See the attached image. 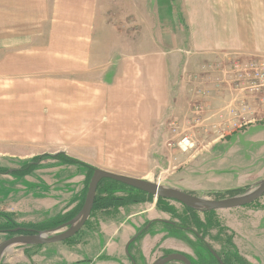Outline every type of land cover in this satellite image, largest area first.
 <instances>
[{
	"label": "crops",
	"instance_id": "crops-1",
	"mask_svg": "<svg viewBox=\"0 0 264 264\" xmlns=\"http://www.w3.org/2000/svg\"><path fill=\"white\" fill-rule=\"evenodd\" d=\"M128 1L0 0V168L62 152L124 174V144L154 141L180 63L185 80L206 79L264 53V0H169L168 45L160 7L146 14ZM40 164L36 173L48 170ZM70 167L88 172L75 164L56 175ZM40 176L39 202L52 206Z\"/></svg>",
	"mask_w": 264,
	"mask_h": 264
},
{
	"label": "rangeland",
	"instance_id": "rangeland-1",
	"mask_svg": "<svg viewBox=\"0 0 264 264\" xmlns=\"http://www.w3.org/2000/svg\"><path fill=\"white\" fill-rule=\"evenodd\" d=\"M136 1L129 0L128 8L134 9ZM139 3H144L146 14L154 6L160 7L168 45L170 1L139 0ZM146 14L145 21L151 24L152 17ZM253 59L264 61V53L228 60L224 66L206 72V79L195 76L185 80L187 76L182 73L184 67L180 63L174 86L176 99L162 112L160 126L154 129L157 134L154 141L124 144V175L211 199L243 194L263 180L264 92H250L234 67L235 62ZM197 65L198 62L188 64V68L193 70ZM185 137L189 138L187 149L180 144ZM36 157L13 161L0 168V172L22 169L37 161ZM43 159L48 170L41 173L31 169L14 172L7 178L0 175V228L3 229L0 243L13 235L32 233L29 229L55 228L81 210L92 171L88 169L82 177L70 167L73 171L60 170V175H56V167L74 165L63 159ZM40 174L51 186L45 188L44 196L53 199L52 206L39 202L41 193L36 189ZM57 183L58 189L53 186ZM122 185L102 183L98 187L95 209L71 238L44 245L14 246L5 251L1 264H90L105 246L106 253L112 252L118 261L131 264L123 248L140 231L129 249L137 264H151L157 257L179 250L187 253L195 264H213L208 249L195 234L165 224L184 225L182 219L189 217L204 221L207 219L204 212L192 213L177 200H160L162 197ZM134 199L138 202H133ZM212 217L219 226L210 227L206 233L202 231L200 236L221 259L229 264H264V194L241 207L215 210ZM156 220L161 223L145 228ZM41 223L45 226L38 227ZM18 227L23 229L12 231ZM103 258L106 256L100 257ZM106 263L119 264L112 260Z\"/></svg>",
	"mask_w": 264,
	"mask_h": 264
},
{
	"label": "water",
	"instance_id": "water-1",
	"mask_svg": "<svg viewBox=\"0 0 264 264\" xmlns=\"http://www.w3.org/2000/svg\"><path fill=\"white\" fill-rule=\"evenodd\" d=\"M106 178L121 182L153 196L177 200L188 207L203 212L241 207L255 201L264 194V179L259 181L258 184L243 194L221 199H211L197 196L178 188L162 186L144 178L132 177L102 168H95L88 185V191L83 206L77 215H75L71 220L56 226L55 228L47 230L29 229L32 233L13 235L12 237L2 241L0 243V264L5 251L14 246L44 245L48 243L60 242L71 238L78 233L91 215L100 181ZM151 223L152 222L146 225L145 228L149 227ZM21 229L23 228L18 227L12 231L16 232ZM140 233H142V231H140L138 235ZM138 235L129 240L126 249H128V245L133 242ZM212 253L219 260L220 264H224L222 259L214 251H212ZM172 261L192 264L190 259L182 253H169L167 255L160 256L152 264H167Z\"/></svg>",
	"mask_w": 264,
	"mask_h": 264
},
{
	"label": "trees",
	"instance_id": "trees-1",
	"mask_svg": "<svg viewBox=\"0 0 264 264\" xmlns=\"http://www.w3.org/2000/svg\"><path fill=\"white\" fill-rule=\"evenodd\" d=\"M45 157H50V158H55V159H63L64 161H65V163H67V164H73V165H82V166H86L88 169H89V171L91 170L92 171V173H93V170L95 169V168H93V167H90V166H88V165H86V164H84V163H82V162H80V161H78V160H76V159H74V158H71V157H69V156H67L66 154H64V153H57V154H54V155H49V154H44V155H40V156H37L35 159L37 160V161H33V162H29L28 164H27V166H25L24 168H22V169H15L14 170V172H16V173H22V172H27V171H29V170H31V169H36L38 166H40L41 164H40V162L43 160V158H45ZM0 173H5V172H0ZM102 183H106V184H120V185H122L123 183H121V182H118V181H115V180H112V179H103V180H101L100 181V183H99V185H98V187L102 184ZM125 184H123L122 186H124ZM127 186V185H126ZM128 187H131V186H128ZM131 188H133V187H131ZM134 189H136V188H134ZM136 190H138L139 192H144V191H141V190H139V189H136ZM85 198V197H84ZM83 198V199H84ZM96 199V198H95ZM161 199H163V198H160V200ZM97 200V199H96ZM96 200H95V203H94V207H93V209H95V205H96ZM117 200V199H116ZM120 200H123L124 201V199H120ZM133 202H138V199H134L133 200ZM186 206V205H185ZM186 208H187V210H190L192 213H194V212H197V210L196 209H193V208H191V207H188V206H186ZM166 211H169V212H171L169 209H166ZM214 211L215 210H211V211H204V214L207 216V219L206 220H202V219H200V218H197V217H195V218H191V217H189V219H186V218H183L182 220H183V224L184 225H176V226H174L175 225V223L174 224H171V223H165V224H167V225H169V226H172L173 228H177L178 230L179 229H182V230H186V231H190V232H192L193 234H195L197 237H198V239L200 240V243L202 244V246L204 247L205 246V239L203 238V237H201L200 236V233L202 232V231H204L205 233L207 232V231H209L210 230V227H212L213 228V226H215V225H217V226H219V222H217L212 216H213V213H214ZM203 212V211H202ZM51 222H55V221H51ZM157 222H159V223H161V221H159V220H156V221H154L152 224H150V225H156L157 224ZM163 223V222H162ZM42 225H39L38 227H40V226H45V224L44 223H41ZM62 224V223H61ZM171 224V225H170ZM60 225V224H59ZM1 230H3V229H1L0 228V231ZM29 231V230H28ZM205 242V243H204ZM205 248L207 249V247L205 246ZM209 250V251H208ZM208 250H206L207 252H208V254H210V256H211V261L213 262V264H219L218 262H217V260H216V258L213 256V253L210 251V249H208ZM222 260H223V262L225 263V264H229L227 261H226V259H224V258H222ZM195 264V263H194Z\"/></svg>",
	"mask_w": 264,
	"mask_h": 264
},
{
	"label": "built area",
	"instance_id": "built-area-1",
	"mask_svg": "<svg viewBox=\"0 0 264 264\" xmlns=\"http://www.w3.org/2000/svg\"><path fill=\"white\" fill-rule=\"evenodd\" d=\"M234 67L237 70L236 74L245 80L250 92H264V61L249 60L247 62H235ZM189 138L185 137L180 144L187 149Z\"/></svg>",
	"mask_w": 264,
	"mask_h": 264
},
{
	"label": "flooded vegetation",
	"instance_id": "flooded-vegetation-1",
	"mask_svg": "<svg viewBox=\"0 0 264 264\" xmlns=\"http://www.w3.org/2000/svg\"><path fill=\"white\" fill-rule=\"evenodd\" d=\"M94 207V206H93ZM92 211H93V209H92ZM92 213V212H91ZM141 234V233H140ZM140 234L138 235V233L136 234V235H138V237L140 236ZM136 235H134V236H136ZM133 236V237H134ZM138 237L133 241V242H131L129 245H128V249H126L127 248V244H128V242L129 241H127V243H126V245H125V248H123V252L125 251V254H126V256L128 257V259L130 260V262H131V264H137V261L134 259V257H133V255L131 254V252L129 251V249H130V246L132 245V243H134L137 239H138ZM132 238V237H131ZM130 240V239H129ZM205 243V242H204ZM106 245V244H105ZM205 246L207 247V249H210V247L205 243ZM107 248L108 247H104L99 253H97L96 254V256L94 257V258H92L90 261L91 262H89L90 264H96V262L97 261H99V262H104L103 264H108V263H106V262H109L110 260H112V261H116L117 263H119V264H126V263H124V261H118L117 259H115L116 258V255H114V254H112V252L111 253H106V250H107ZM210 251L212 252V251H214L217 255H218V253L213 249H210ZM169 253H182V254H184L188 259H190V261H191V263L192 264H194V261H193V259L187 254V253H185V252H183V251H173V252H169ZM169 253H166V254H164V255H167V254H169ZM102 255H105L106 256V258H103V259H100V257L102 256ZM164 255H162V256H164ZM213 256L216 258V256L213 254ZM219 256V255H218ZM160 257V256H159ZM220 257V256H219ZM158 258V257H157ZM156 258V259H157ZM155 259V260H156ZM154 260V261H155ZM216 260L219 262V260L216 258ZM153 261V262H154ZM223 261V260H222ZM152 262V263H153ZM172 262H178V261H172ZM151 263V264H152ZM169 263H171V262H169ZM169 263H167V264H169ZM179 263H182V264H184L183 262H179ZM224 263V262H223ZM219 264H220V262H219ZM225 264V263H224Z\"/></svg>",
	"mask_w": 264,
	"mask_h": 264
},
{
	"label": "bare ground",
	"instance_id": "bare-ground-1",
	"mask_svg": "<svg viewBox=\"0 0 264 264\" xmlns=\"http://www.w3.org/2000/svg\"><path fill=\"white\" fill-rule=\"evenodd\" d=\"M7 250H11V248L7 249Z\"/></svg>",
	"mask_w": 264,
	"mask_h": 264
}]
</instances>
